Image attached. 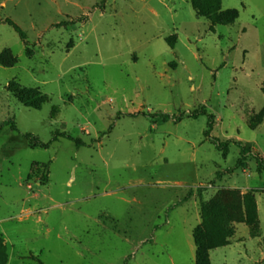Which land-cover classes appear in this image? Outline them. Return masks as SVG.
Segmentation results:
<instances>
[{
  "label": "rangeland",
  "instance_id": "rangeland-1",
  "mask_svg": "<svg viewBox=\"0 0 264 264\" xmlns=\"http://www.w3.org/2000/svg\"><path fill=\"white\" fill-rule=\"evenodd\" d=\"M222 8L235 23L191 0H0V56L17 61L0 63L6 264H196L202 203L220 188L257 191L259 235L233 223L210 264H264V0ZM38 93L41 108L24 103ZM203 107L210 136L208 115L190 116ZM57 131L85 144L24 136ZM216 138L252 143L247 164Z\"/></svg>",
  "mask_w": 264,
  "mask_h": 264
},
{
  "label": "trees",
  "instance_id": "trees-1",
  "mask_svg": "<svg viewBox=\"0 0 264 264\" xmlns=\"http://www.w3.org/2000/svg\"><path fill=\"white\" fill-rule=\"evenodd\" d=\"M191 3L193 8L201 16L209 19L213 25H230L235 23L239 17V11L237 9L224 10L222 8V0H191ZM5 22L12 25L21 34L23 39L26 38L25 32L15 21L7 18ZM7 60H10L9 56H0V63L6 65ZM9 62L10 64L7 66H12L17 63L15 59L10 60ZM22 98H25V95L22 94ZM44 101L45 96L38 93L33 97L28 96L27 99L24 100V103L30 107L41 108ZM203 114H206L209 117V125L208 129L205 131V135L210 136L215 125V116L209 113L205 107L200 110H194L190 113V116L197 118ZM162 118L168 120L170 116L164 114ZM182 118L183 115L179 117V119ZM12 123V129L18 130L16 123ZM112 128L113 126L110 130ZM24 136L44 148L50 147L52 142L59 140L60 138L72 140L76 142L78 146L85 144L81 139L75 138L67 132L60 131L55 132L53 139L48 143L36 138L32 133H26ZM215 141L216 147L222 151L224 155L228 154L230 145L232 142H235L241 148V157L238 166H245L247 164L248 155L253 151L252 143H243L242 141H234L231 139L221 141L217 138ZM256 158L260 166L264 168V159L259 155H257ZM44 166L47 169L49 164H45ZM203 191V188H199L198 194L202 196ZM256 192V190H251L247 193H242L236 189L220 188L211 202L202 203V223L195 229L193 234L194 242L197 247L196 264H210L209 252L231 243V239L235 234V228L233 226V223L235 222L246 223L250 227L253 235H259V216L256 203ZM193 195L194 192L191 190L185 200ZM7 258L8 254L4 238L0 235V264H6Z\"/></svg>",
  "mask_w": 264,
  "mask_h": 264
}]
</instances>
